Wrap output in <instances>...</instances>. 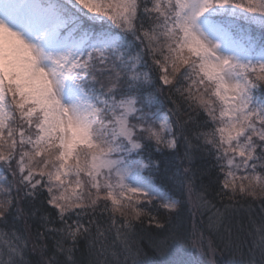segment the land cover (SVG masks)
<instances>
[{"label": "snow or ice", "instance_id": "6c2138e0", "mask_svg": "<svg viewBox=\"0 0 264 264\" xmlns=\"http://www.w3.org/2000/svg\"><path fill=\"white\" fill-rule=\"evenodd\" d=\"M254 27L264 0H0V264H146L145 223L158 264H264Z\"/></svg>", "mask_w": 264, "mask_h": 264}, {"label": "trees", "instance_id": "16d2710c", "mask_svg": "<svg viewBox=\"0 0 264 264\" xmlns=\"http://www.w3.org/2000/svg\"><path fill=\"white\" fill-rule=\"evenodd\" d=\"M253 35L259 40V39H264V30H261L259 27H254L252 29ZM162 159L167 160V157H162ZM201 162L197 161V164L199 165ZM159 179V177H157ZM199 181L196 182L197 188L199 186ZM185 199L187 200V193L185 192L184 194ZM209 199H212L211 196H209ZM199 200H198V193L197 191H193L192 193V203L191 204H186L185 210L182 213V223L183 226L186 229H191L193 225L199 227L200 229L204 230L205 233L207 234V217L209 215L208 212H204L203 215L199 211L196 212L195 216L192 214L190 211L191 208L193 207H198ZM153 214H155V211L153 210ZM160 218H163L165 216V210L160 209ZM29 232L31 235L32 239H35V234L37 230L42 231L43 229L40 226V221L37 220H29ZM138 231H140L141 235L145 238L144 242L142 244L143 248V253L144 256L142 259L146 262V264H158V262L162 259L161 255L158 252H154L148 245H147V236L150 233V231H155L154 226H150L147 223H145L142 227V229L138 228ZM49 246H51L49 242ZM247 249L245 248V251ZM194 256L197 257L200 261L201 264H208L209 257L202 255L199 250H194ZM77 258L86 261L88 258V253L86 246L84 245L83 242H81L80 245V250L77 252ZM29 259L32 261H38L41 259V255L39 251H30L29 252ZM215 259H216V264H238L239 257L238 255L233 252L232 250H225L222 246L217 248V251L215 253Z\"/></svg>", "mask_w": 264, "mask_h": 264}]
</instances>
